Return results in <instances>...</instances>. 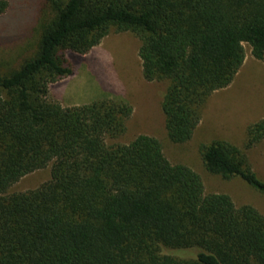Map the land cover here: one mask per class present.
I'll return each instance as SVG.
<instances>
[{
	"label": "trees",
	"instance_id": "16d2710c",
	"mask_svg": "<svg viewBox=\"0 0 264 264\" xmlns=\"http://www.w3.org/2000/svg\"><path fill=\"white\" fill-rule=\"evenodd\" d=\"M34 53L0 73V264H264V216L204 193L199 175L170 163L157 139L125 131L122 100L62 106L48 87L72 75L68 54H86L110 31L139 41L144 80L167 81L160 109L169 140H189L201 108L241 67L244 44L264 61V0H42ZM0 1V14L6 9ZM41 15V14H40ZM264 141V119L245 148ZM205 169L264 193L242 150L200 147ZM50 165L37 188L4 194ZM163 248L195 251L192 259Z\"/></svg>",
	"mask_w": 264,
	"mask_h": 264
},
{
	"label": "rangeland",
	"instance_id": "374dc122",
	"mask_svg": "<svg viewBox=\"0 0 264 264\" xmlns=\"http://www.w3.org/2000/svg\"><path fill=\"white\" fill-rule=\"evenodd\" d=\"M0 1L7 4L0 14V73L6 74L34 53L39 16L46 17L49 8L42 0ZM139 46L140 41L132 33L110 31L88 53L68 54L73 73L50 84L48 96L64 107L102 99L127 102L132 112L125 121V131L107 140V144H126L138 135L154 137L170 163L184 164L199 175L205 194L224 193L236 207L250 205L264 216V193L238 177L224 179L209 173L200 154L203 145L217 140L229 142L243 151L250 169L264 182V141L245 148L247 127L264 119V61L254 59L244 44L245 58L231 83L206 99L191 137L176 144L167 136L160 109L167 81L143 79ZM49 179L50 165L20 178L4 194L31 190ZM162 253L192 259L195 251L163 248Z\"/></svg>",
	"mask_w": 264,
	"mask_h": 264
}]
</instances>
